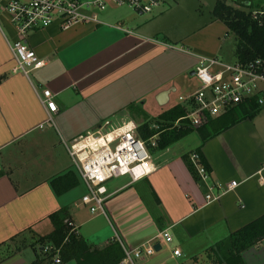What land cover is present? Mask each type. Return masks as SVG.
<instances>
[{
	"label": "crops",
	"instance_id": "1",
	"mask_svg": "<svg viewBox=\"0 0 264 264\" xmlns=\"http://www.w3.org/2000/svg\"><path fill=\"white\" fill-rule=\"evenodd\" d=\"M162 13L159 6L138 23L144 14L110 5L99 13L104 24L80 23L62 30L54 22L33 29L26 41L45 63L28 75L11 72L16 57L10 45L18 37L13 25L1 20L0 264L40 259L37 240L52 232V216L61 210L91 251L114 242L134 248L167 230L172 241L156 238L161 249L139 264H215L216 245L264 215V106L224 127L220 119L209 120L202 128V134H210L206 139L194 130L177 140L190 138L185 145L175 147V141L155 148L160 152L152 155L155 169L150 175L106 183L105 214H92L80 203L86 187L78 173L74 188L62 194L53 190L51 180L74 169L66 148L69 141L106 121L120 125L132 119L150 126L179 103L178 96L198 87L190 71L199 58L217 57L216 38L228 31L222 21L215 18L187 39L166 41L167 37L160 39V31H148L149 22ZM204 31L213 37L206 38L209 52L196 41ZM189 76L196 78L194 89L187 83ZM44 89L54 95L56 110L51 113L41 102ZM163 91L169 94L160 104L157 98ZM172 93H178L173 103ZM196 148L211 179L238 182L234 190L208 204L206 188L184 158ZM174 248L180 249V256ZM240 256L243 264H264V237ZM96 261L95 255L85 264Z\"/></svg>",
	"mask_w": 264,
	"mask_h": 264
},
{
	"label": "built area",
	"instance_id": "2",
	"mask_svg": "<svg viewBox=\"0 0 264 264\" xmlns=\"http://www.w3.org/2000/svg\"><path fill=\"white\" fill-rule=\"evenodd\" d=\"M160 4V0H0V15L13 25L18 37L10 45L16 57L11 72L28 75L44 65V60L36 55L26 41L27 33L33 29L46 28L54 22H58L62 30L80 23L104 24L99 13L110 5L127 6L138 14H148ZM251 12L255 19L264 21V8ZM114 26L122 29L119 24ZM193 70L199 85L188 95L178 96V104L185 114L177 118L173 126H184L188 122V125L198 127L211 118L248 103L257 108L264 106V57L246 61L237 59L233 62H223L217 57H200ZM41 95V102L48 112L55 111L56 103L50 90H42ZM139 125L132 119L120 125L106 121L66 144L74 169L86 187L80 203L86 205L92 214H105L104 203L109 197L106 188L108 181L126 176L132 182L154 171L150 150L157 147L161 131L158 130L159 125L153 122L150 127L157 129V132L143 138L138 131ZM188 155L198 182L206 188L207 204L235 189L238 184L236 180L224 184L211 179L200 152L193 149ZM68 225L71 233H78L72 221L69 220ZM156 238L167 244L172 241L170 233L163 230L134 248L122 246L124 256L117 264H139L142 258L153 255L156 252ZM42 249L50 252L53 247L45 244ZM55 251L53 264H58L61 261L59 251ZM173 253L181 255L179 248H174Z\"/></svg>",
	"mask_w": 264,
	"mask_h": 264
},
{
	"label": "trees",
	"instance_id": "3",
	"mask_svg": "<svg viewBox=\"0 0 264 264\" xmlns=\"http://www.w3.org/2000/svg\"><path fill=\"white\" fill-rule=\"evenodd\" d=\"M237 3L245 4L246 0H235ZM212 13L216 19L222 21L227 26L229 31L234 32L236 37L235 53L237 59L246 61L248 59L256 57H264V21L260 22L252 16L251 11H244L239 8H235L226 3L225 0H217ZM258 108L254 104L248 103L231 109L227 114L215 119H209L210 123L214 120L220 119L221 125H228L233 123L242 117L248 116V114L257 111ZM185 111L180 105H175L170 110L164 112L160 118L156 119V123L159 125V137L157 139V149H162L169 146L171 143L179 140L180 138L190 134V132L196 130L202 136V139H206L209 135L202 134L206 124L202 127H193L188 122H185L184 126H173L174 121L183 116ZM149 123L144 122L139 125L138 131L143 138H148L157 129L149 128ZM198 152L200 150L196 148ZM202 161L206 165V162L200 152ZM187 161L188 168L192 171V174L197 178L195 170L189 162V155L184 156ZM208 169V168H207ZM78 176L75 169L68 171L63 175H57L51 180L53 190L57 194H62L71 188H74L78 184ZM65 211L61 210L56 212L52 216L53 230L51 233L41 236L37 240V246L41 247L42 257L32 262L31 264H53V258L55 256V250L58 249L60 263L69 261L70 259L77 260V264H85L87 259L96 255L97 261L94 264H117L124 256V250L120 245L114 242L103 249L91 251L90 247L82 240L79 233H71L68 225L69 219H66ZM264 237V215L251 221L249 224L243 226V228L232 232L229 238L219 242L216 247V251L219 260L215 264H243L240 252L245 250L260 239ZM45 244H50L53 250L50 252L43 251L42 247ZM220 253V254H219ZM59 263V264H60Z\"/></svg>",
	"mask_w": 264,
	"mask_h": 264
},
{
	"label": "rangeland",
	"instance_id": "4",
	"mask_svg": "<svg viewBox=\"0 0 264 264\" xmlns=\"http://www.w3.org/2000/svg\"><path fill=\"white\" fill-rule=\"evenodd\" d=\"M161 4L160 10L163 11L162 14H159L154 20L149 22L148 31H160V39L161 37L164 40L174 41L177 39H187L197 32L199 29H203L209 22L215 19L214 14L212 13L213 7L217 0H160ZM226 3L230 4L235 8H239L246 11L258 10L264 8V0H246L245 4L237 3L235 0H225ZM158 6V7H159ZM156 7V8H158ZM154 11V10H153ZM144 14L138 23L148 19L150 13ZM2 19H5L2 15H0V22ZM212 29V28H211ZM206 34V31H204ZM210 32V31H209ZM199 34L196 37V41L200 44L202 50L204 52H209L211 49H207V37L210 39L212 35L209 34ZM216 38V37H215ZM213 39V37H212ZM214 43V42H213ZM235 43L236 37L234 32L227 31L226 34H222V36L218 39L216 38V51L217 58L222 60L223 62H233L237 60V56L235 53ZM177 44H181V41H177ZM209 47H212V44H209ZM215 50V49H214ZM213 50V51H214ZM187 83L191 85V87L195 88L196 78L194 76H189ZM178 93H172L171 95V103L176 101ZM137 106V105H135ZM133 109H136L132 107ZM138 108V107H137ZM136 112V111H135ZM142 113L147 114L146 111L141 110ZM152 112L148 114V116H152ZM190 140V138L177 141L175 147L177 145H185ZM150 152L152 155H158V150L151 149ZM191 152V151H190Z\"/></svg>",
	"mask_w": 264,
	"mask_h": 264
},
{
	"label": "water",
	"instance_id": "5",
	"mask_svg": "<svg viewBox=\"0 0 264 264\" xmlns=\"http://www.w3.org/2000/svg\"><path fill=\"white\" fill-rule=\"evenodd\" d=\"M191 75H194L195 72L194 70H191ZM169 92L168 91H163L159 94V97L157 98L158 102L160 104H164L165 103V100L167 99V96H168ZM154 248H156V250H160V245L158 243L154 244Z\"/></svg>",
	"mask_w": 264,
	"mask_h": 264
}]
</instances>
